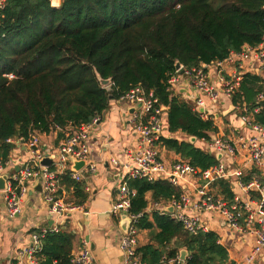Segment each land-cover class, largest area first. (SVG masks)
I'll return each instance as SVG.
<instances>
[{
    "label": "trees",
    "instance_id": "trees-1",
    "mask_svg": "<svg viewBox=\"0 0 264 264\" xmlns=\"http://www.w3.org/2000/svg\"><path fill=\"white\" fill-rule=\"evenodd\" d=\"M263 37L264 0H62L59 6L52 0H7L0 11V152L7 156L15 147L9 138L28 140L55 130L64 137L102 116L113 99L136 85L153 89L169 106L170 131L209 140L218 130L214 122L167 90L176 63L210 64L258 45ZM98 75L111 79V93ZM261 81L244 74L232 102L252 108L264 88ZM255 120L264 124V107ZM162 144L194 166L217 163L190 141L162 137ZM63 182L73 188L70 200L87 199L81 183L68 175ZM128 186L136 191L130 213H142L137 227L150 236L138 248L142 262L160 264L164 256L186 249V264H230L216 232L192 234L170 213L146 211L148 192L160 202L179 196V188L164 179L140 178L129 179ZM220 186L232 195L225 182ZM73 240L65 229L46 234L41 264H72Z\"/></svg>",
    "mask_w": 264,
    "mask_h": 264
},
{
    "label": "built area",
    "instance_id": "built-area-1",
    "mask_svg": "<svg viewBox=\"0 0 264 264\" xmlns=\"http://www.w3.org/2000/svg\"><path fill=\"white\" fill-rule=\"evenodd\" d=\"M6 1L0 0V11L5 7ZM248 60L257 61L264 66V37L258 45H246L240 52H232L226 59L192 68H185L183 65L180 69L176 68V72L168 80L167 90L175 95L181 80L180 75H185L187 81L200 94L193 97L199 116L215 123V109L221 96L224 95L232 101L246 74L233 71L225 75V64L239 62V68L243 70V62ZM211 67L215 69L218 84L210 75ZM115 100L134 108L132 123L137 136L136 145L125 151V161L111 159L113 165H121L127 170L119 187L118 198L110 210L115 216L126 214L130 219L120 243L125 254L124 264H147L141 261L138 253L141 230L137 227V221L142 213H130L131 200L136 191L129 188L128 180L134 178L152 182L164 179L180 190L179 196L167 200L166 203L153 202L146 211L170 213L192 234L214 231L205 215L215 217L231 232L237 233L239 241L248 240L252 244L242 259L234 263L230 261V264H256L264 256V180L260 177L245 179V167L250 164L264 171V124L255 120V113L264 107V88L256 94L252 108L245 101L233 103V110L240 113L241 120L250 128V134L227 136L217 133L209 140L203 139L204 150L213 153L217 159V163L206 169L194 166L185 159L172 163L163 160L160 142L165 130L164 112L167 105L161 102L153 89L146 90L142 85H136ZM101 120L102 116L97 115L90 122L69 130L53 149L43 148L39 136L33 133L23 142L22 138H9L7 141L13 143L16 149L12 148L7 156L0 152V175L8 174L6 188L0 189L7 216L15 218L20 215L30 184L32 188L40 184L43 200L54 217L55 224L33 231L31 243L20 250V255L29 264H41L44 259L42 238L50 232H59L68 214L76 211L90 213L84 203L77 204L68 198L63 177L68 175L75 183H81L86 174L96 172L97 164L91 158V133ZM21 145L28 150V156L15 159L19 168L12 169L10 157L13 156L12 152L19 151ZM47 154L53 156L50 165L41 163ZM79 161H83L84 166L77 170L74 165ZM218 180L230 181L231 197L212 191L211 184ZM83 190L89 192L91 186L84 185ZM169 207L173 208L172 212L168 210ZM218 242L222 244L219 235ZM225 247L229 252V248ZM187 258L183 259L180 253L174 257L164 256L160 264H186ZM71 262L100 264L87 242L71 255Z\"/></svg>",
    "mask_w": 264,
    "mask_h": 264
},
{
    "label": "crops",
    "instance_id": "crops-1",
    "mask_svg": "<svg viewBox=\"0 0 264 264\" xmlns=\"http://www.w3.org/2000/svg\"><path fill=\"white\" fill-rule=\"evenodd\" d=\"M61 1L59 0L54 3L56 6H59ZM243 66L244 68L241 70L239 68V62L225 64L224 73L225 75L233 71L252 73L260 76L262 78L261 82L264 81V66L262 64L257 61L248 60L243 62ZM209 71L213 81L218 84L215 69L211 67ZM187 79L181 78L175 95L194 104L193 97L200 94ZM111 102L112 107L103 112L101 122L91 133V158L96 162L97 170L95 173L86 174L83 182H81L82 186H91L89 192L83 190L87 194V199L83 203L90 213L84 214L82 211H76L68 214L61 229H65L74 234L71 255L78 252L85 245V242H87L100 264H124L125 254L120 247L121 239L125 232L121 226L123 218L111 214L110 210L118 198L119 187L124 180L127 170L123 169L121 165H113L111 159L117 158L120 162L125 161V151L127 148L136 145L137 136L132 123L134 108L127 104L118 103L115 99ZM219 103L220 105L218 104L215 109V117L217 119H215L214 123L218 130L217 132H212L211 137L217 133L227 136L251 133L250 128L243 123L241 117L232 115L233 113L231 112H236V110L227 112L233 104L231 100L222 95ZM220 107L223 110L222 114H220ZM169 109V106H167L164 112L165 130L162 137L176 138L180 141L187 140L204 150L203 139L196 137L195 142H192L191 138L193 136L181 130L170 131L167 120ZM225 112L227 113L225 114ZM224 116H230L231 118L226 122ZM37 135L40 138L41 146L45 149L56 148L63 138L59 136L57 130L48 134L37 133ZM14 148L16 149V146ZM160 148L161 156L167 163H172L178 159H185L179 153L163 145L162 141L160 142ZM17 154H21V156ZM210 154L214 155L213 153ZM12 155L10 157L13 163L12 169L18 170L19 166L15 159L28 156V150H25L24 145H21L19 151L12 152ZM237 165L238 163L235 164V166ZM245 169L247 174L245 179L260 177L264 180L263 170L256 166L252 167L250 164H247ZM250 175L253 176L250 178ZM221 181L228 185V189L232 194L229 180H218L214 182L211 184L212 191L227 196L221 189ZM64 188L67 190V196L72 199L73 188H67L65 183ZM146 198L149 201L148 206L152 205L154 201L152 200L151 192L147 193ZM164 202L166 203L167 201L164 200ZM22 206L23 211L20 215L15 218H9L6 214L4 199L0 197V264H20L21 261L22 264H29L20 255V250L31 243V233L40 228L51 227L55 224L54 217L49 213L48 206L43 200L42 188L40 189L39 185L32 188V184H30L29 191L24 197ZM205 217L212 225L213 230L219 235L222 245L229 248V262L234 263L242 259L250 250L251 242L248 240L239 241L237 233L227 229L224 223L219 222L215 217L209 215H205ZM149 240V231L141 230L139 232V245H145ZM256 264H264V256L258 259Z\"/></svg>",
    "mask_w": 264,
    "mask_h": 264
},
{
    "label": "water",
    "instance_id": "water-1",
    "mask_svg": "<svg viewBox=\"0 0 264 264\" xmlns=\"http://www.w3.org/2000/svg\"><path fill=\"white\" fill-rule=\"evenodd\" d=\"M181 66H182L181 62L178 61V62L176 63V68H177V69H180ZM183 71H184V70H182V72H183ZM98 76H99V80H100L101 84H102L104 87H109V86H110V84H111V79H103V78L100 77V75H98ZM108 91H109V93H111V92H112V89L109 87V88H108ZM110 96L112 97V94H110ZM233 108H234V104H232V105L230 106V108L227 110V112L232 111ZM227 112H225V114H226ZM213 136H214V135H213ZM191 140H192V142H195L196 137L193 136V137L191 138ZM21 141L23 142V141H24V138H22ZM52 158H53V156H49V155L47 154V156L41 161V163L44 164V165H50L51 162H52ZM218 158H220V155H218ZM83 166H84V162H83V161L76 162V164L74 165L75 169H77V170L81 169ZM7 178H8V174H7V173H6V174H3V175H0V189H4V188H6ZM39 188L41 189V185H40V184H39ZM168 210L172 212V211H173V208L169 207ZM121 217L123 218L122 223H121V226H122V228H123L124 231H127L128 226H129V223H130V219L127 217L126 214H122ZM188 254H189V253H188V251H187L186 249H182V250L180 251V255H181V257H182L183 259H186L187 256H188Z\"/></svg>",
    "mask_w": 264,
    "mask_h": 264
},
{
    "label": "rangeland",
    "instance_id": "rangeland-1",
    "mask_svg": "<svg viewBox=\"0 0 264 264\" xmlns=\"http://www.w3.org/2000/svg\"><path fill=\"white\" fill-rule=\"evenodd\" d=\"M52 3L55 5L54 0H52ZM55 6H56V5H55ZM180 77L183 78V79H186V78H187L185 75H183V76L180 75ZM205 99L208 100L207 97H206ZM220 101H221V98H220L219 102H220ZM219 105H220V103H219ZM111 107H112V102L109 103V107H108L107 109H110ZM107 109H106V110H107ZM219 110H220V114H222V113H223V110H222L221 107H220ZM231 113H233L232 115H235V116L237 115L238 117H240V113H239L238 111H236V112L232 111ZM230 118H231L230 116H224V120H225L226 122H228V121L230 120ZM214 136H215V135H214ZM68 198H69V196H68ZM69 199H70V198H69ZM3 223H4V222H3Z\"/></svg>",
    "mask_w": 264,
    "mask_h": 264
}]
</instances>
